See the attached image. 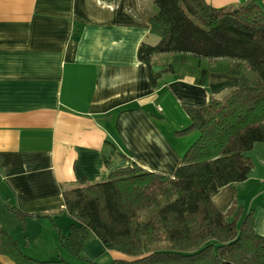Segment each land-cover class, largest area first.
<instances>
[{
    "label": "crops",
    "instance_id": "obj_1",
    "mask_svg": "<svg viewBox=\"0 0 264 264\" xmlns=\"http://www.w3.org/2000/svg\"><path fill=\"white\" fill-rule=\"evenodd\" d=\"M154 11L153 0H0V201L16 217L9 206L32 214L24 224L18 217L14 230L0 225L29 256L64 259L56 220L68 235L66 189L134 163L174 177L199 136L176 134L191 124L186 108L238 88L239 77L228 73L211 72L200 85L194 75L166 71L168 55L154 57L161 75L153 83L138 50L158 42L150 34ZM248 155L249 177L221 188L213 202L223 213L233 205L252 211L264 236V142ZM100 246L114 261L129 259ZM0 264L17 263L0 253Z\"/></svg>",
    "mask_w": 264,
    "mask_h": 264
},
{
    "label": "trees",
    "instance_id": "obj_2",
    "mask_svg": "<svg viewBox=\"0 0 264 264\" xmlns=\"http://www.w3.org/2000/svg\"><path fill=\"white\" fill-rule=\"evenodd\" d=\"M153 1L150 34L158 42L144 41L138 50L153 83L161 75L152 70L154 57L168 55L166 71L194 75L200 85L211 72L228 73L239 77V86L186 108L191 124L176 134L199 136L174 177L134 163L106 181L66 189L63 209L73 222L68 235L56 226L59 241L80 257L93 232L106 249L129 256L115 264H264V236L254 229L253 212L233 205L223 213L213 202L221 188L249 177L248 153L264 142V6L254 0L226 7ZM9 208L23 224L32 215ZM0 253L17 264H71L29 256L1 225Z\"/></svg>",
    "mask_w": 264,
    "mask_h": 264
},
{
    "label": "rangeland",
    "instance_id": "obj_3",
    "mask_svg": "<svg viewBox=\"0 0 264 264\" xmlns=\"http://www.w3.org/2000/svg\"><path fill=\"white\" fill-rule=\"evenodd\" d=\"M4 207H6V206L3 203V200L1 199L0 209L3 210L8 215H10V217L9 216L3 217L0 214V218L3 221V222L0 221V223L3 226H4V224H5V226L7 225L11 230H14V228H16V225L18 224L19 219H18V217H16V215L13 212H9V210H7ZM60 214H61V211H60ZM61 216H62V214H61ZM67 217H68L69 221H71V218L69 216H67ZM56 222H57L58 226L60 227L61 223H62V219L59 218L56 220ZM63 232H67L66 229H64ZM27 233L28 232H26V234ZM100 245L103 246L102 241L96 236V234L91 232V235L89 236V238L86 242L85 250L80 257L74 256L66 248L65 249L62 248L63 246L62 247L60 246L61 250H62L61 256L64 259H66L68 262H70L71 264H115V261L109 256V254L104 252V249L103 250L101 249ZM58 254H59V251L56 250L54 252V255H58ZM58 257H60V256H58ZM39 258L44 259L45 255H43V257H39Z\"/></svg>",
    "mask_w": 264,
    "mask_h": 264
}]
</instances>
